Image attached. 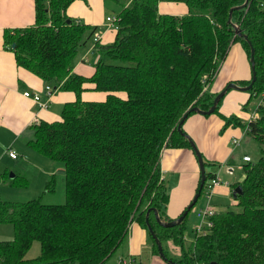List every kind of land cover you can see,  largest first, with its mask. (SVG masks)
<instances>
[{
    "label": "trees",
    "instance_id": "obj_1",
    "mask_svg": "<svg viewBox=\"0 0 264 264\" xmlns=\"http://www.w3.org/2000/svg\"><path fill=\"white\" fill-rule=\"evenodd\" d=\"M72 1L34 0V22L3 31L4 44L14 52L17 64L52 88L73 90L76 96L62 105L59 120L33 124L27 141L33 150L63 166L64 202L46 203L38 197L16 201L0 194V223L10 222L14 229L12 239H0V264L105 262L125 237L130 220L147 228L148 207L157 208L161 220H170L164 210L168 192L160 179V151L167 146L192 148L177 124L194 112L190 107L211 105L218 91L208 87L231 42L239 41L249 58L250 45L233 26L240 27L255 49L256 78L248 91L251 96L264 94L260 0L234 8L230 21V7L244 0H181L188 7L183 15L160 13L158 0H131L114 14L118 17L114 41L106 45L95 41L100 58L89 76L70 70L79 46L95 29L66 13ZM250 80L251 76L236 83L246 85ZM85 82H93L92 89L108 91L105 99H83ZM114 90L124 91L125 97L111 93ZM257 111L258 117L246 126L261 154L242 164L244 177L233 184L241 186L234 196L239 209L214 212L212 224L187 246L184 220L190 209L172 226L162 225L149 211L148 220L161 242L171 239L181 248V256L173 261L264 264V106L258 104ZM236 121L234 115L226 118L227 123ZM205 173L203 188L214 177ZM21 177L14 174L12 182L21 184ZM53 180L46 181V190ZM33 240L40 242V253L26 258Z\"/></svg>",
    "mask_w": 264,
    "mask_h": 264
},
{
    "label": "crops",
    "instance_id": "obj_2",
    "mask_svg": "<svg viewBox=\"0 0 264 264\" xmlns=\"http://www.w3.org/2000/svg\"><path fill=\"white\" fill-rule=\"evenodd\" d=\"M130 1L73 0L68 5L66 13L76 22L87 23L95 27L93 33L99 32L98 43L106 45L112 43L116 35V27L110 24L106 17L116 14ZM157 9L160 13L174 15H183L188 11L187 4L181 0H158ZM34 19V0H0V162L9 163L10 160L18 158L20 153L14 144L20 142L21 139L26 138L21 146L25 151H28L26 148H31L27 141L33 134L32 125L40 120L49 122L59 120L62 105L73 101L76 96L75 92L69 89L53 88L54 92L47 94L44 90L47 83L28 68L17 64L14 52L5 46L3 39L5 28L24 27L32 24ZM92 37L90 40L88 39L89 42L87 40L79 46L73 62V72L86 76L93 73L94 64L100 58V53L95 49V41L97 40L92 39ZM250 76L251 67L248 55L239 41H233L229 45L227 54L215 77L209 84L208 90L215 93L229 81L242 84ZM84 85L87 88L82 90L81 97L85 100H103L108 93V91L92 89L93 83L91 82H85ZM205 87L206 85H204ZM25 90L37 92L39 99L24 95ZM113 93L120 96L125 94L124 91H113ZM251 98L248 89L229 87L220 98L215 111L210 113L194 111L183 120L184 131L191 137L202 156L205 157L207 162L205 171L211 172L219 180L211 190L202 187L200 195L184 220L183 238L184 242L187 241L188 244L197 234L206 230L207 224L201 219L199 211L207 205L210 197L220 201L219 203L214 200L210 202L213 204L214 207H212L215 212L227 208L224 207V204L227 203L226 197L231 196L233 198L228 204L235 203L232 193L233 184L244 177V171L238 176L235 168L243 170L242 164L247 162L243 160V155L248 154L252 159L248 151L252 137L246 126L253 115L252 113H254L252 111L251 114L248 113ZM231 115L237 117L236 123L226 122V118ZM9 150H14L16 156H10ZM159 164L168 192L165 214L171 220L180 215L195 193L200 177L199 163L191 147L167 146L160 153ZM207 165L212 169L207 170ZM225 167L228 171L223 170ZM220 170H223L226 176L221 177ZM16 173L22 172L14 170L11 175ZM228 175H233L230 177L231 180ZM200 199L201 202H199ZM191 210L195 214L196 222L192 225V233L188 239L185 229L186 220ZM200 222L202 230L196 232L195 227ZM147 233V228L139 220L133 219L122 242L108 255L105 263L116 264L120 258L131 256L137 264H143V255L146 254L148 256L145 261L146 264H174L163 260L154 251L152 242L148 241ZM167 240L175 244L171 239Z\"/></svg>",
    "mask_w": 264,
    "mask_h": 264
},
{
    "label": "rangeland",
    "instance_id": "obj_3",
    "mask_svg": "<svg viewBox=\"0 0 264 264\" xmlns=\"http://www.w3.org/2000/svg\"><path fill=\"white\" fill-rule=\"evenodd\" d=\"M92 39H93V37H92ZM92 39H91V42H92ZM89 40H88V42H89ZM73 69L74 68L72 65L70 70H73ZM91 83H93V82H91ZM114 91H116V90H114ZM118 91H120V90H118ZM111 93H113V91ZM113 94H117V93H113ZM124 97H125V94H124ZM258 104H262L264 106V94L263 93H260L256 96H252V98L250 99V103H249V112L248 113L251 114V111H252V112H254L252 114L256 115L258 113V111H257ZM194 106H197V105H194ZM187 116L188 115H186L185 118ZM188 137L191 139V137L189 135H188ZM25 139L26 138L21 139L20 142L14 144V147L20 153V155L18 156L17 159L10 160L9 163L0 162V194H1V196L5 199L16 200V201H23V200H26L29 198L38 197L42 202H46V203H62V202H64L65 193H64V184H63V175H64L63 166L60 163H58V161L51 160V159L47 158L46 156L36 152L35 150H33L29 147L26 148V150H28V151H25L23 149V147L21 146L24 143ZM163 148L164 147L161 148V151ZM248 151L250 152L253 159H256L260 156V154H261L260 153V144L258 143V141L256 139L252 138L250 140V143L248 146ZM204 159H205V157H204ZM215 167L218 168V166H215ZM206 168H207V170L212 169L209 167V165H207ZM14 170L18 171V172H22V173H17L18 175L22 176L19 180V182L21 184H17V183L12 182V178L14 175L12 176L11 174ZM223 170L226 171L227 168L225 167ZM223 170H220L221 177L226 176V174L224 173ZM235 171H237L238 176H239V173H241V174L243 173V170H239V169H237V167L235 168ZM232 176L233 175H228L229 179ZM51 178H54V180L50 183L51 188L46 190V188H45L46 181L51 179ZM160 179H162V175H160ZM208 198L209 197L207 196V199ZM226 199H227V203L224 204V207H227L228 209H230V208L231 209H239L240 208L239 205H237L235 203L228 204L230 201L233 200V198L231 196L226 197ZM209 200H210L209 202L207 201L208 206H213V204L210 203L213 200L216 201L217 203L220 202V201L215 200L214 198H211V197ZM199 202H201V199L199 200ZM164 210H165V207H164ZM131 221L132 220H130L128 222L127 228H129V224ZM195 222H196V217H195L194 212L191 210V213H190L188 219L186 220V229H185L188 239H190V235L192 233L191 232L192 225ZM13 237H14L13 225L10 222H1L0 223V239L1 240H8V239H12ZM147 237H148V241L151 243L152 240H151V237L149 235V231L147 233ZM186 242H185V246H187V244H188ZM163 249L166 252L167 257L170 259L171 258H177V257L181 256L180 247L177 244H173L170 240L163 242ZM39 253H40V242L38 240H33L31 245L29 246L25 256L28 258L31 256L35 257ZM160 257L163 260H166L167 262L171 263L170 259L163 258L162 256H160ZM147 258H148V256L146 254H144L143 255V264H146L145 261L147 260Z\"/></svg>",
    "mask_w": 264,
    "mask_h": 264
},
{
    "label": "water",
    "instance_id": "obj_4",
    "mask_svg": "<svg viewBox=\"0 0 264 264\" xmlns=\"http://www.w3.org/2000/svg\"><path fill=\"white\" fill-rule=\"evenodd\" d=\"M247 4H248V0H244L241 4H238L236 6L230 7V9L228 11V18H227V20L230 21V19H231V13H232V10L234 8H241V7L246 6ZM233 28L235 29V32L238 35L243 36L248 41V43L250 45V56H249L250 67H251V80H250V82L248 84H246V85H239V84H237L234 81H229L221 90H219L214 95V97L212 99V103H211V105L207 109H201L199 106H193V107L190 108V110H193V111H196V112H201V113H210V112H212L214 110V108L216 107L219 99L223 96V94L225 93V91L227 90V88H229V87H235V88H239V89H242V90H247V89H249L251 87L253 81L255 80V78H256V69H255V63H254V52H255V49H254L251 41L248 39L247 35L241 31L240 27L233 26ZM184 117H182L179 120V123L177 124V129L178 130H181V126H182ZM189 141H190V144H191V146H192V148L194 150V153H195V155L197 157V160H198V163H199V168H200V180H199L198 188L195 191V193H194L191 201L187 204L186 209L180 215H178L176 218H173V219L168 220V221L161 220V218L159 217L158 210L155 207H148L147 210H146V213H145L146 226H147V229H148L149 233L154 238V241H155V243L157 245L158 254L160 256H162L163 258H166V259H170V258H168L165 255L164 250H163V246H162V242L158 238V236L156 235V233L154 232V230L152 228V225H151V223L148 220V214H149V211L152 209L154 211L156 220L159 223H161L162 225H165V226H172V225H174L176 223H179L183 219V217L185 216V214L187 213V211L190 209L191 206L194 205V203L196 202L198 196L200 195L201 189H202L203 184H204V181L206 179L205 165H204V162H203L202 155L198 151V149L196 148L194 142L191 139ZM240 191H241V186L238 184V185H236L233 188L232 193L235 196V194L238 193V192H240ZM170 260L174 264H179L178 262L173 261L172 259H170Z\"/></svg>",
    "mask_w": 264,
    "mask_h": 264
},
{
    "label": "built area",
    "instance_id": "obj_5",
    "mask_svg": "<svg viewBox=\"0 0 264 264\" xmlns=\"http://www.w3.org/2000/svg\"><path fill=\"white\" fill-rule=\"evenodd\" d=\"M260 3V7L264 9V0H260L259 1ZM107 21H109L110 24H112L114 27H117V20H118V17L116 15H108L106 17ZM99 38V32H94L93 33V39L94 40H98ZM44 90L47 92V94H51L52 92H54V89L52 88L51 84H45V87H44ZM24 95H27V96H32L33 98L35 99H39V94L37 92H30L29 90H25L23 92ZM44 105V103H42ZM258 117V113L256 115H252L251 119H254L256 117ZM9 155L12 156V157H15L16 156V152L14 150H9ZM243 160L245 161H249L251 160V157L250 155L246 154V155H243ZM219 180L215 177H212L211 179H209L207 181V185H206V188L208 190H211L213 188V186L218 183ZM214 209L212 206H208V205H205L204 207H202L199 211V215L201 216V219L205 221V223L210 226L212 224V221L210 220V216L214 213ZM202 230V225H201V222L196 225L195 227V231L196 232H200ZM96 264H107L103 261H100L99 263H96ZM116 264H137V262L135 261V259L131 256L129 257H126V258H120L118 260V262Z\"/></svg>",
    "mask_w": 264,
    "mask_h": 264
}]
</instances>
